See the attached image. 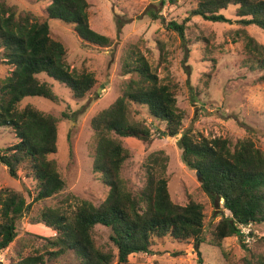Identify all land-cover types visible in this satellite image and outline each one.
I'll return each mask as SVG.
<instances>
[{"label":"trees","instance_id":"obj_1","mask_svg":"<svg viewBox=\"0 0 264 264\" xmlns=\"http://www.w3.org/2000/svg\"><path fill=\"white\" fill-rule=\"evenodd\" d=\"M37 1L45 5V20L29 11L19 13L14 6L0 2V59L10 68L0 80V128L11 129L17 140L0 150V164L10 178L19 179L21 174L34 182L30 202L12 189L0 192V252L14 241L17 220L28 214L33 204L55 197L65 188L57 163L51 159L57 151L58 119L29 104H20L27 97L57 102L49 84L38 77L40 74L68 88L76 100L85 98L97 84L92 73L71 68L68 50L52 37L49 20L73 25L84 47L99 50L112 44L109 38L91 29L87 0ZM193 1L190 17L227 23L222 11L234 7L238 24L264 32V0ZM147 13L184 38L189 19L167 22L153 10ZM238 35L243 41L247 70L261 74L258 80L264 82V44L244 29ZM160 52L163 53L162 47ZM120 76L123 82L119 96L90 120L91 170L108 190L104 200L94 205L70 196L72 204H68L67 197L55 208H43L34 224H42L55 233L48 239L50 249L22 256L16 264H53L71 253L77 264H111L114 259L117 264H127L130 256L150 254L152 247L164 241L180 246L192 244L199 255V245L205 242V208L194 200L185 205L172 201L166 179L168 157L163 151L146 156L142 164L144 181L139 189H129L121 178L123 165L130 158L125 139L148 146L163 137L180 134L185 116L177 107V86L159 79L136 43L128 47L121 59ZM62 118L67 119V115L62 114ZM178 144L183 164L200 174V189L209 198L214 217L218 216L215 210L219 202L229 213L228 217L222 215L214 227L209 243L212 247L221 249L224 239L233 236L242 243V228L264 225L263 150L250 138L231 144L226 139H208L190 130L181 132ZM96 227L110 231V248L96 243Z\"/></svg>","mask_w":264,"mask_h":264},{"label":"rangeland","instance_id":"obj_2","mask_svg":"<svg viewBox=\"0 0 264 264\" xmlns=\"http://www.w3.org/2000/svg\"><path fill=\"white\" fill-rule=\"evenodd\" d=\"M175 1L87 0L91 29L112 42L110 47L99 50L84 47L73 25L49 20L52 37L68 50L71 68L92 73L97 84L85 98L76 100L68 88L40 74L38 77L49 84L57 102L27 97L20 104V107L29 104L58 119L57 151L51 159L57 163L65 188L59 195L33 204L31 211L17 220V236L7 249L0 252V264H16L22 256L42 254L50 249L48 239L55 233L42 224H34L43 208H55L67 197L68 204H72L70 196L94 205L104 200L108 190L99 181V175L91 170L90 120L119 96L123 82L121 59L132 44L139 46L160 80L177 86V107L185 116L180 134L190 130L195 135L208 139L219 137L231 144L250 138L264 152V82L258 80L261 74L247 70L243 60V41L238 35L244 29L258 43L264 44V32L254 26L243 28L238 24L234 7L222 11L229 22L213 23L189 16L195 7L193 0ZM0 2L14 6L19 13L29 11L45 20V5L37 0ZM149 10L162 15L167 22L181 23L189 19L184 38L169 31L161 21L152 20L147 13ZM9 71L10 68L0 59V80ZM62 114L67 115V119L62 118ZM147 123H150L149 119ZM160 128L163 129V125ZM180 134L163 137L148 146L135 139H125L130 158L123 165L121 178L129 189H139L144 181L142 164L146 156L163 151L168 157L166 179L172 201L185 205L194 200L205 208V242L199 245L198 255L192 244L180 246L164 241L152 247L150 254L130 256L127 264H263L260 258L264 259V225L243 228L242 243L233 236L224 239L221 249L209 244L220 217H228L229 213L219 202L220 206L215 210L218 216L214 217L213 206L200 189L196 172L182 162V150L178 144ZM16 142L11 129L0 128V150ZM33 186L34 182L21 174L19 179L10 178L0 164V192L12 189L30 202ZM62 207L65 208V203ZM109 233L103 227L94 230L96 243L105 249L110 248ZM53 264H77V260L71 253ZM111 264H117L116 259Z\"/></svg>","mask_w":264,"mask_h":264},{"label":"water","instance_id":"obj_3","mask_svg":"<svg viewBox=\"0 0 264 264\" xmlns=\"http://www.w3.org/2000/svg\"><path fill=\"white\" fill-rule=\"evenodd\" d=\"M196 176H197V178L199 179V177H200L199 172H196Z\"/></svg>","mask_w":264,"mask_h":264},{"label":"built area","instance_id":"obj_4","mask_svg":"<svg viewBox=\"0 0 264 264\" xmlns=\"http://www.w3.org/2000/svg\"><path fill=\"white\" fill-rule=\"evenodd\" d=\"M243 229V228H242ZM245 229V228H244ZM242 232H244L243 230H242Z\"/></svg>","mask_w":264,"mask_h":264}]
</instances>
